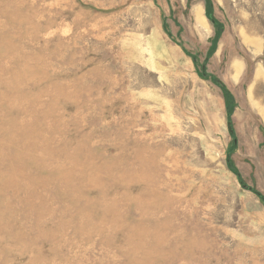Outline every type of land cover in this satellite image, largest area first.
<instances>
[{"label":"rangeland","instance_id":"374dc122","mask_svg":"<svg viewBox=\"0 0 264 264\" xmlns=\"http://www.w3.org/2000/svg\"><path fill=\"white\" fill-rule=\"evenodd\" d=\"M211 1L212 55L205 0H0V264H264V0Z\"/></svg>","mask_w":264,"mask_h":264},{"label":"trees","instance_id":"16d2710c","mask_svg":"<svg viewBox=\"0 0 264 264\" xmlns=\"http://www.w3.org/2000/svg\"><path fill=\"white\" fill-rule=\"evenodd\" d=\"M205 3H206V15H207L209 21L214 25L215 29L217 30L215 38H214V40L212 42V47L210 49V55H212L217 50L218 42H219V40H220V38L222 36V33H223V26L215 18L212 1L211 0H205ZM216 82H217L219 87L224 92L228 120L230 121L232 119V116H233V113H234V110H235L234 98L228 92V90L225 88V86L223 84H221L219 81H216ZM233 147H234V145H233ZM257 195L260 197V199L262 200V202L264 204V196H262L259 193H257Z\"/></svg>","mask_w":264,"mask_h":264},{"label":"crops","instance_id":"0c3cea01","mask_svg":"<svg viewBox=\"0 0 264 264\" xmlns=\"http://www.w3.org/2000/svg\"><path fill=\"white\" fill-rule=\"evenodd\" d=\"M247 41H248V39H247ZM253 45L256 47V49L258 51H260V49L263 47V40L261 38H256L255 40H253Z\"/></svg>","mask_w":264,"mask_h":264},{"label":"water","instance_id":"95a60500","mask_svg":"<svg viewBox=\"0 0 264 264\" xmlns=\"http://www.w3.org/2000/svg\"><path fill=\"white\" fill-rule=\"evenodd\" d=\"M228 129H229L230 134H233V129H232V124L231 123L228 124Z\"/></svg>","mask_w":264,"mask_h":264},{"label":"bare ground","instance_id":"6f19581e","mask_svg":"<svg viewBox=\"0 0 264 264\" xmlns=\"http://www.w3.org/2000/svg\"><path fill=\"white\" fill-rule=\"evenodd\" d=\"M203 26L205 27L206 26V24H205V22L203 21ZM207 28V27H206Z\"/></svg>","mask_w":264,"mask_h":264}]
</instances>
